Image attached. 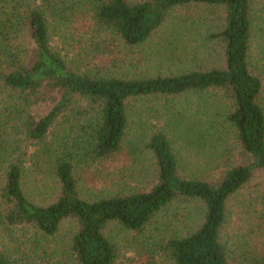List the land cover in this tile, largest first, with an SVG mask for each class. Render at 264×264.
<instances>
[{"label":"trees","instance_id":"16d2710c","mask_svg":"<svg viewBox=\"0 0 264 264\" xmlns=\"http://www.w3.org/2000/svg\"><path fill=\"white\" fill-rule=\"evenodd\" d=\"M183 7L220 10L222 25L176 19ZM61 19L82 27L61 29ZM155 36L150 58L176 71L129 77L88 66ZM186 94L199 96L192 113L164 106L131 122L132 101ZM133 124L139 140L129 154L135 162L151 156L154 169L138 170L151 180L106 195L83 192L80 172L120 155ZM173 127L187 135L188 167L167 135ZM29 163L56 183L52 203L28 198ZM258 175L264 0H0V264H117L106 228L144 233L178 202L194 204L200 216L183 231L166 224L153 237L172 264H264V194L245 195ZM233 213L243 247L225 243ZM68 220L78 230L59 239Z\"/></svg>","mask_w":264,"mask_h":264},{"label":"rangeland","instance_id":"374dc122","mask_svg":"<svg viewBox=\"0 0 264 264\" xmlns=\"http://www.w3.org/2000/svg\"><path fill=\"white\" fill-rule=\"evenodd\" d=\"M175 17L176 19L192 17L198 20L201 26L210 24L212 21L215 23L214 25L220 26L222 25L224 14L220 10L205 7H183L176 11ZM58 22L61 29L72 28L74 30H79L82 27L80 26L81 23L76 20L69 23L61 19ZM200 30L203 32L205 28L202 27ZM157 41L158 39H156L155 36L149 44L138 49H129L120 45L118 48L114 49L117 50L115 55L111 57L98 56L96 58L97 60L89 62L88 66L100 74L125 75L129 77H138L141 74L147 73L157 75L159 72L166 74L168 71H176V67L173 66L172 63L161 67L159 60L154 61L150 58L149 53L155 48L154 45H156L155 43ZM55 45L59 48L63 46L59 42H55ZM63 47L69 50V47ZM86 47H89L86 49L87 52L93 53L95 50V47L91 46L89 43ZM216 49L219 50L220 56L221 45L216 46ZM212 58L217 60L215 56ZM198 101L199 96L194 94L168 98L148 97L132 101L129 105L131 122L133 123L136 113L144 115L147 111L164 106H173V108L176 107L178 109L193 111L196 109L197 106L195 103ZM194 104L195 107L193 108ZM46 111L47 107L43 106L38 108L37 114L41 115ZM142 112L143 114H141ZM138 117H136V120ZM138 132L139 131L133 124L124 141L123 151L120 155L105 164H100L91 169H84V171L80 172V187L83 192L87 191L86 194L91 193L94 196H100L119 192V189L122 188L120 187L121 185H125L124 187L126 189H129V186L134 187V185L130 184L135 181L147 185V182L151 180L150 176L147 174L141 175L138 170L147 169L150 171L154 169V162L151 156L145 153L141 158V162H135L133 155L129 154L132 144L139 140ZM166 132L173 144L174 150H176L177 157L182 159V165L186 167L190 166L188 151L185 149L184 144L185 141H187L185 137L187 135L183 134L185 130H178L177 127H173V129ZM27 166L29 174L26 175L24 190L28 198L37 204L52 203L58 196L56 183L44 175L41 167L40 172L42 173H37V167L34 165L32 166L31 163ZM251 193H257L258 195L264 194L263 175H258L245 191L247 198L251 196ZM233 206L237 207V204L234 203ZM233 209L234 208H232V210ZM235 213H233L232 223L225 234V243L227 247H243L242 241L237 243L238 233L242 232L237 230L240 221L237 220V213ZM199 216L200 213L197 211L194 204L178 202L170 205L162 212L155 224L148 227V230L144 233L128 231L118 224H111L106 228L105 235L119 248V259L117 264H172L168 256L163 253L162 247H157L153 237L159 235L160 231H158V229L164 230L166 224H172L176 229L183 231L188 226H193L195 222L199 220ZM78 227V224L74 220L64 222L59 239L63 240L64 238H70L78 230ZM230 264H234L233 259L230 260Z\"/></svg>","mask_w":264,"mask_h":264}]
</instances>
